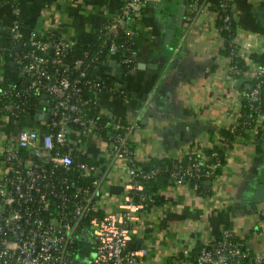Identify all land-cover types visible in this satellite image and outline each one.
Returning a JSON list of instances; mask_svg holds the SVG:
<instances>
[{
    "label": "crops",
    "instance_id": "0c3cea01",
    "mask_svg": "<svg viewBox=\"0 0 264 264\" xmlns=\"http://www.w3.org/2000/svg\"><path fill=\"white\" fill-rule=\"evenodd\" d=\"M120 1L17 0L15 9L2 5L0 72L15 81L13 66L3 60L10 53L9 24L15 14L24 37L54 31L73 41H89L105 27ZM189 4L190 0H144L139 14L129 21L135 27V67L122 71L117 53L111 52L91 71L95 75L114 72L127 87L126 98L102 93L100 110L133 124V156L141 166L221 144L220 129L228 127L240 110L239 94L247 83L229 77L230 58L221 50L216 14L208 4L198 12H192ZM232 12L234 41L250 60L251 52H264V0H233ZM169 29L172 33L166 41ZM21 126L39 128L29 117L0 120L5 142L14 146ZM70 136L75 153L84 155L97 170L83 180L99 181L93 212L119 213L129 181L128 160L112 157L101 136L79 130H72ZM260 184L264 192V114L247 138H237L226 148L217 177L204 180L201 189L167 177L161 187L165 199L139 212L130 244L142 250V264L168 260L189 264L192 248L218 240L224 229H230L245 248L260 252L264 262V202L255 200Z\"/></svg>",
    "mask_w": 264,
    "mask_h": 264
},
{
    "label": "built area",
    "instance_id": "2783aa9c",
    "mask_svg": "<svg viewBox=\"0 0 264 264\" xmlns=\"http://www.w3.org/2000/svg\"><path fill=\"white\" fill-rule=\"evenodd\" d=\"M16 1L11 0V3L7 0L2 5L15 9ZM143 1L121 0L102 30L111 35L120 28L133 40L135 27L129 21L139 14ZM232 1L216 0L224 28H228L233 14ZM207 4H211L210 0H190L189 7L192 12H198ZM17 18L15 14L9 24V54L13 52L14 45L17 49L11 59L12 65H16V78L15 81L3 80L4 75L0 72V120H20L29 116L37 121L39 128L21 126L16 132L14 146L0 143V264H71L79 241L77 234L84 228L91 233L95 249L94 256L84 264H142V250L130 246L136 233L134 222L139 212L159 205L144 190L145 182L165 171L174 183L189 184L196 189L197 180L217 177L215 169L221 162L216 150L207 154L202 149L150 168L138 165L133 156V124L120 122L111 116L110 121L99 124L94 117L85 116L82 112L88 101L81 96L82 88L99 90L104 86L100 75H89L87 71L98 57L88 58L85 54L68 58L67 54L76 41L54 31L45 36L31 34L24 37ZM2 26L0 21V29ZM232 42L230 58H243L246 67L231 58L229 77L251 79L252 83L240 92L239 103L245 99L256 113L253 119L239 110L228 126L236 134V139H241V131L249 133L264 114V109H261L264 96L260 91L264 64L244 58L234 38ZM117 47L115 42H110V53L116 52L118 56ZM117 58L121 63L131 60L127 56ZM106 92H116L118 97L128 96L127 87L119 80H114ZM42 94L48 97L42 98ZM27 96L39 99L34 113L38 108L45 109L42 101L49 103L45 119L35 118L34 113L27 110ZM72 125L80 126L79 131L95 135L96 128H112L108 136L103 137L107 140L110 155L128 160L125 171L129 181L119 213L93 212L99 181L98 178H92L88 183L83 180L97 170L95 164L75 157L70 133L77 129ZM191 179H194L192 183ZM197 259L202 264L263 262L262 254L245 248L230 229H224L218 240L203 243Z\"/></svg>",
    "mask_w": 264,
    "mask_h": 264
},
{
    "label": "trees",
    "instance_id": "16d2710c",
    "mask_svg": "<svg viewBox=\"0 0 264 264\" xmlns=\"http://www.w3.org/2000/svg\"><path fill=\"white\" fill-rule=\"evenodd\" d=\"M7 0H0V6L2 5V3L6 2ZM8 2H11V0H8ZM12 3V2H11ZM210 7H212V9L215 11H217L216 14V25L219 28V34L220 36L223 38V48L221 49L222 52L226 55L229 56L230 58V54L232 51V39L235 36L236 33V22L234 20V15L232 14L230 16L229 19V26L228 28H224V23L222 21V12L219 10V8L216 5V0H210ZM110 42H115L117 44V51L119 52L118 56H120V59L122 57H130V61L129 63H124V62H120L117 58V61L120 64V69L122 71H127L132 67H135L136 63H135V43L133 40L129 39L126 35L125 32L118 28L115 30V33L113 34H108L106 33L104 30H101L98 33V36H96L95 38H93L92 40L89 41H76L73 45H72V49L70 52H68L67 56L70 59H74L77 57H81V56H85V54L89 57L96 55L98 57V60L93 62L91 64V66H89L87 68L88 74L90 75H95L93 73H91L92 69L94 67H96L98 64H100L103 61H106V55L108 53H110L109 50V45ZM16 45H14V50L13 52H11V54L6 55L3 57V60L6 62V64L8 66L12 65V58L14 56V51H16ZM0 54H2V49L0 47ZM250 57V61L254 62V63H259V64H264V52L262 53H256V52H251L249 54ZM233 60L237 59V63L240 65H243V67H246V62L243 58H240L239 56H233L231 57ZM230 58V60H231ZM13 66V65H12ZM13 68H16V65L13 66ZM72 76L75 75L74 72L71 73ZM6 78H8L7 76L4 75V79L6 80ZM101 80H103V84L104 86H102L99 90H87L85 89V87L82 88L81 90V96L82 97H86L88 99L87 103L83 105V109L82 112L85 116H92L97 120V123L99 124H103L106 123L108 121H110V116L105 115L103 112H101L100 110V103H99V96L102 93H106V91L108 90V87L112 85V83L114 82V80H119L116 78L114 72L110 73V74H101L100 75ZM243 84L245 83H249L251 84V79L250 80H244L242 79ZM16 86H19V83H16ZM261 95L264 96V78L262 79L261 82ZM113 96H116V92H112ZM39 99L38 98H32L27 96L26 98V103L27 105L26 108L27 110H30L31 114L34 113V110L36 108V106L38 105ZM261 109H264V105H262ZM240 110L243 111L245 114H247L249 117H253V119L256 116V113L249 108V106L247 105V103L245 102V99L241 100L240 103ZM120 122H123L122 120H120ZM123 123H127V122H123ZM72 127L74 129L80 130V126L77 125H72ZM111 127H102V128H96L94 130V132L101 136V137H107L108 133L111 131ZM220 133L221 135L224 137V143L222 144H214L211 147H207V148H203V151L205 153H210L211 150H216L219 158H220V162L221 164L215 169V172L218 173L220 171V166L223 164L224 160H225V151L226 148L230 147L233 144V141H235L236 139V134H234V132H232L228 127L225 128H221L220 129ZM241 135L242 138H247L249 136V133L246 130H242L241 131ZM239 138V137H238ZM75 157L77 159L80 160H85L88 161V159L82 155V154H75ZM169 159H159L149 165L143 166L144 168H150L151 166H154L155 164H168ZM167 177H169V175L167 174V172L165 171H160L156 177L152 178L151 180L145 182L144 184V190L146 192H149L152 197L154 198L155 203H160L162 202L165 197L163 195V193L161 192V187L163 185V183L166 181ZM194 179H191V183L193 182ZM204 180H206V178H202L201 180H197L198 182V187L197 189H201ZM203 244L201 245H196L194 248H192L190 254L188 255L189 257V264H202L198 261L197 259V254L201 248ZM167 264H174V262L172 260H168ZM261 264H264V262H262Z\"/></svg>",
    "mask_w": 264,
    "mask_h": 264
},
{
    "label": "rangeland",
    "instance_id": "374dc122",
    "mask_svg": "<svg viewBox=\"0 0 264 264\" xmlns=\"http://www.w3.org/2000/svg\"><path fill=\"white\" fill-rule=\"evenodd\" d=\"M29 117V116H27ZM30 118V117H29ZM0 138L2 140L1 143H7L5 142L6 140V134L1 133ZM85 236L84 240H81L82 236ZM77 237L79 239L77 246H76V251L74 256L71 258V264H84L94 256L95 254V249L93 248L91 239L92 235L91 233L84 228L81 232L77 234Z\"/></svg>",
    "mask_w": 264,
    "mask_h": 264
},
{
    "label": "water",
    "instance_id": "95a60500",
    "mask_svg": "<svg viewBox=\"0 0 264 264\" xmlns=\"http://www.w3.org/2000/svg\"><path fill=\"white\" fill-rule=\"evenodd\" d=\"M182 16V5L179 6V9L177 11V14H176V18H177V22L179 23V20ZM171 33H172V30L169 29L166 31V35L165 37L167 38L166 41H168V38L171 36ZM19 46V43L17 44ZM42 98H46L48 97L47 94H42L41 95ZM41 104H43L45 107L44 108H38L36 109L35 113H34V117L35 118H39V119H45L46 117V114H45V111L48 110V106H49V103L47 101H42ZM262 188H263V184H260L258 187H257V191H256V197H255V200L256 201H260V202H264V192H262ZM137 241H140V239H137ZM134 244H130V246L133 248ZM139 245V243H137V246Z\"/></svg>",
    "mask_w": 264,
    "mask_h": 264
}]
</instances>
